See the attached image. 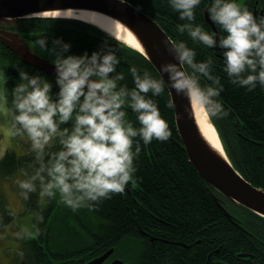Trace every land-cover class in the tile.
<instances>
[{"label":"clouds","instance_id":"9594fccd","mask_svg":"<svg viewBox=\"0 0 264 264\" xmlns=\"http://www.w3.org/2000/svg\"><path fill=\"white\" fill-rule=\"evenodd\" d=\"M168 2L184 21L176 25L179 32L187 31L193 41L208 47L218 45L231 83L248 90L257 84L264 87V15L254 14L241 0H208L210 19L224 30L218 34L193 23L201 0ZM108 31L116 46L90 55L87 51L65 55L70 42L59 37L53 40L59 45V50L52 49L58 91H52L53 84L44 75L30 74L23 67L14 87L0 91V112L9 136L26 137L30 142L32 159L21 168L23 178L16 180L18 194L25 201L32 193L44 198L59 194V200L73 211L97 208L101 200L123 193L133 179L134 158L140 152L135 137L148 144L153 138L166 141L172 135L155 99L164 91L165 80L133 64L129 70L134 86L119 83L125 73L117 70L118 52L125 42L115 26ZM37 43L42 49L48 47L46 36ZM169 50L174 59L159 66L161 74L167 73L168 87L187 98L186 110L199 108L214 125L212 118L227 115V109L219 99L224 84L213 75V56L197 60L196 49L183 39L171 42ZM201 77L212 83L202 84ZM173 106L170 100L169 107ZM126 107L136 113L139 127L128 119ZM33 215L37 222L44 220L40 209ZM14 235L24 238L31 230L24 228ZM19 255L23 257V251Z\"/></svg>","mask_w":264,"mask_h":264},{"label":"trees","instance_id":"16d2710c","mask_svg":"<svg viewBox=\"0 0 264 264\" xmlns=\"http://www.w3.org/2000/svg\"><path fill=\"white\" fill-rule=\"evenodd\" d=\"M127 1L142 11L154 15L172 41L180 39L187 41L190 47L196 49L197 60L205 59L209 55L213 56L215 62L212 69L213 75L218 76L220 82L224 84L219 99L227 109L226 117L229 118V122L227 118L222 121L225 124V135L219 131L215 119H212L215 121L216 129L233 165L251 184L264 189V129L257 127L253 121L254 117L264 113V90L256 94L259 90L257 87L248 90L247 86L231 83L224 71L221 51L193 41L187 31L179 32L176 25L184 21L180 19L178 11L171 7L168 0ZM252 2L253 0L242 1L250 9ZM259 3L263 4V1L259 0ZM205 6L208 7V0H201V4L196 8V19L193 23H202L206 29L212 30L204 17ZM214 25L218 34L224 31L219 25L215 23ZM18 30L38 48L40 46L37 40L41 36H46L48 47L40 48V50L53 59L55 52L52 49L59 50V45L53 44V40L57 37L70 42L71 47L64 53L65 55L68 53L79 55L85 51L90 55L94 50L102 47L107 50L108 45L115 47L117 44L107 32L94 24L70 17L25 18ZM118 55L120 64L117 70L125 73V79L119 83L127 84L130 88L134 86L129 70L133 64L141 69L148 68L154 76L160 78L148 60L127 44L119 48ZM0 60L5 65L2 90L5 88L11 90L14 87L20 79L19 67H23L30 74L39 72L44 75L52 82V91H55V76L24 62L1 42ZM201 83H212V81L207 77H201ZM10 98L9 95V100ZM155 99L158 101L161 115L169 123L172 135L166 141L153 138L148 144H145L139 136L134 138L140 141V152L138 157L134 158L136 172L128 184L130 192L125 189L123 193H114L110 198L101 200L97 208L83 207L76 211L65 204H58L55 197L44 198L38 193H32L27 201L23 199L26 207L32 212L40 209L44 215V220L40 222L35 221L33 215V233L21 239L20 250L24 253L21 258L25 264H82L110 247H113L115 254L123 250L129 252L131 241H133L131 239L135 237L138 229L127 218H133L143 228L147 226L155 232L159 230L165 238L176 237L183 241L201 238L207 242L212 239L219 250L231 252L249 250V237L228 221L211 194V190L215 194L217 192L209 187L188 161L177 134L173 107H169L170 96L166 87ZM230 110L240 118L238 123L231 116ZM126 114L128 119L133 121V125L139 127L136 113L130 107H126ZM246 137L259 142H248ZM31 159L30 151L19 155L7 148L0 157V178L10 176L18 169L21 170ZM2 196L0 193L1 218L4 217L5 211ZM226 202L234 205L227 200ZM239 208L246 210L264 224L263 217L244 207ZM148 210L155 214L158 220H155ZM11 218L12 215L9 214L2 220L7 222ZM245 218L246 221L252 219L247 213ZM246 225L254 233L258 228V224ZM14 230L16 233L17 228L15 227ZM257 235L264 240V233ZM124 241L130 244H125L124 247ZM169 247L168 243L160 245L159 250L162 256L160 264H168L165 254ZM147 249H143L140 261L133 264H156L151 251L153 248ZM18 258L19 256L14 257L11 264H23L17 261ZM260 261H264L262 257ZM241 263L245 262L241 261Z\"/></svg>","mask_w":264,"mask_h":264},{"label":"water","instance_id":"95a60500","mask_svg":"<svg viewBox=\"0 0 264 264\" xmlns=\"http://www.w3.org/2000/svg\"><path fill=\"white\" fill-rule=\"evenodd\" d=\"M83 13L84 15H81ZM92 15L105 16L125 30L130 35L131 41L121 37L120 39L143 55L160 78L165 80L170 100L174 102L175 127L188 161L209 187L217 192L215 194L211 190L214 200L225 215L231 217L224 207L227 200L264 218V189L251 184L239 173L225 151L215 124L209 122L204 114L215 131L218 143L210 139L202 130L195 106L191 111L186 110L187 98L177 94L174 88L168 87L167 73H160L159 66L174 59L169 50L173 41L153 15L142 11L127 0H0V42L24 62L55 76L53 58L46 56L25 37L23 32L18 30V27L25 18L58 16L89 22L109 34L108 29L89 18ZM5 17L13 19L4 20ZM112 17L119 19L113 20ZM206 18L210 22L207 14ZM210 24L212 25L211 22ZM261 120H264V117L256 121L260 123ZM111 251L112 247L83 264H104V259ZM108 264L124 263L122 260L113 259Z\"/></svg>","mask_w":264,"mask_h":264},{"label":"flooded vegetation","instance_id":"af4514ba","mask_svg":"<svg viewBox=\"0 0 264 264\" xmlns=\"http://www.w3.org/2000/svg\"><path fill=\"white\" fill-rule=\"evenodd\" d=\"M262 1H263V4H260L259 0H253L251 10H253L254 14L259 13V14L264 15V0ZM206 14L208 16V19L212 23V25L207 20ZM204 17L206 21L210 24L212 30L218 33L213 21L210 19L208 15L207 6H205L204 8ZM212 48L218 49V45H216V47L213 46ZM54 90L55 91L58 90V85L56 83H55ZM257 90L258 91L256 92V94H260L264 90V87H261L259 84H257ZM230 114L237 123L240 121V118L237 117L236 114L232 110H230ZM221 117L219 118L213 117V119H215L219 131H222L223 134L225 135L226 134L224 130L225 124H223L222 121L226 120V118L228 121L229 118L226 117V115L221 116ZM261 117H264V113L258 117H254L253 121L257 127L259 126L261 129H264V120H261L260 123L256 121L257 119ZM218 122H220V124ZM236 133H239V132L236 131ZM245 139L248 142H251V141L259 142V140L252 139L249 137L248 138L246 137ZM128 186L129 185H127L125 189L126 191L130 192V188ZM224 207L231 214L230 218L227 217L225 213L223 212V210L220 208L224 216L228 219V221L231 222L234 226H236L240 231H242L244 234H246L249 237V242H250L249 250L247 251L239 250L235 252H231L229 250H224V249L219 250L218 246L215 247L214 243L212 242V239H210L209 242H207L206 240L201 239V238H196L195 240H188V241L179 240L176 237L165 238L163 235H161V232H159V230H157L158 232H155L153 231V229L148 228L147 226L143 228L139 226V224L135 222L133 218H127L132 223H134L138 229L135 237H132L133 239H131L133 241H131V247L128 250L130 253L125 252L123 250L122 252L119 251L122 255H119V253L115 254L114 249L112 247L111 253L104 259L103 262L104 264H108L113 259H119V260H122L124 264H133L137 261L138 262L140 261V255L144 248L147 249V248L152 247L153 249H151V251L153 252V255L155 257L156 264H160V260L162 259V256L159 250L160 245L162 243H168L170 244V247L165 254L168 264H242L241 261L245 262L243 264H264V261H260L261 257L264 260V247H263L264 240H262L257 235V234L264 233V224L261 221H259L256 217H254L253 215H250L246 210H243L242 208H239L235 205H230L229 203L226 202V200L224 203ZM148 212L151 213V211L149 210ZM246 213L252 218L251 220L246 221V218H245ZM152 216L155 220H158L155 214H152ZM252 223L255 225L258 224L257 225L258 228L255 233L249 230L246 225V224L251 225ZM2 229H3V224H0V255H2L4 249L9 248V247H5L4 245L8 243H12L13 240L16 238V235H14L15 233L14 229L9 228L7 232L5 233L1 232ZM126 240L128 241V238H126ZM132 243H135L136 248L132 247ZM240 253H246V254L243 255Z\"/></svg>","mask_w":264,"mask_h":264},{"label":"rangeland","instance_id":"374dc122","mask_svg":"<svg viewBox=\"0 0 264 264\" xmlns=\"http://www.w3.org/2000/svg\"><path fill=\"white\" fill-rule=\"evenodd\" d=\"M242 1V0H241ZM5 70L4 62L0 60V91H2V82L3 74ZM5 116L3 112H0V157L3 155L7 148L14 150L17 154H24L25 152L30 151V142L27 141L26 137H12L9 136L7 129L4 127L3 122ZM17 178H23L21 170H17L14 174L10 176H5L0 178V193L3 195L4 208L5 211L4 217L7 218L9 214L12 215L10 221L4 222L1 218L2 213L0 212V224H3V229L1 232H7V230L17 228V231L28 228L31 230V235L33 233L34 222H33V212L26 207L24 200L19 196V189L16 184ZM58 204H64L59 200V194L55 197ZM43 198L41 199L42 202ZM61 211V209H60ZM21 237H17L13 240L12 243L4 245L9 247L3 250L2 255H0V264H11V261L14 257L19 256L17 259L18 262H25L22 260L20 253L21 248ZM125 244H130L129 242H123ZM132 247L136 248L135 243H132ZM20 250V251H19ZM119 255H122L119 252Z\"/></svg>","mask_w":264,"mask_h":264},{"label":"bare ground","instance_id":"6f19581e","mask_svg":"<svg viewBox=\"0 0 264 264\" xmlns=\"http://www.w3.org/2000/svg\"><path fill=\"white\" fill-rule=\"evenodd\" d=\"M81 15H84V13ZM89 18L94 20L95 22H98L99 25H101L102 27H104L108 30H112L113 26H115V30L117 31V33L120 35L121 38H123L127 41H131L130 35L125 30H123L119 25H117L114 21H112L111 19H109L105 16H102V15H92ZM195 109H196L198 122H199L202 130L204 131V133L210 139H212L215 143H218L215 131H214L212 125L207 122L204 113L197 107H195Z\"/></svg>","mask_w":264,"mask_h":264}]
</instances>
